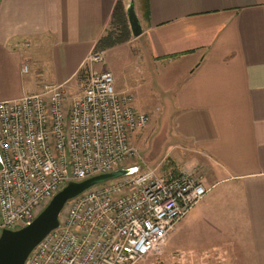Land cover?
I'll use <instances>...</instances> for the list:
<instances>
[{
	"label": "crops",
	"instance_id": "1",
	"mask_svg": "<svg viewBox=\"0 0 264 264\" xmlns=\"http://www.w3.org/2000/svg\"><path fill=\"white\" fill-rule=\"evenodd\" d=\"M120 1L125 11L133 2L141 34L105 50L101 68L138 111L163 108L171 159L198 167L207 189L149 255L166 264H264V0ZM116 2L0 0V100L47 84L73 94L79 72L98 66L87 57Z\"/></svg>",
	"mask_w": 264,
	"mask_h": 264
},
{
	"label": "built area",
	"instance_id": "2",
	"mask_svg": "<svg viewBox=\"0 0 264 264\" xmlns=\"http://www.w3.org/2000/svg\"><path fill=\"white\" fill-rule=\"evenodd\" d=\"M103 56L91 51L87 63ZM113 82L110 71L89 69L78 94L47 84L0 100V233L30 223L68 181L136 167L67 200L59 226L23 264H140L206 193L193 172L162 177L131 165L138 157L132 135L149 117Z\"/></svg>",
	"mask_w": 264,
	"mask_h": 264
},
{
	"label": "water",
	"instance_id": "3",
	"mask_svg": "<svg viewBox=\"0 0 264 264\" xmlns=\"http://www.w3.org/2000/svg\"><path fill=\"white\" fill-rule=\"evenodd\" d=\"M126 13L132 36L140 35L141 26L133 9V2H130ZM135 169L136 167L120 168L108 173L92 175L79 181H68L51 197L30 223L14 230L2 229L0 233V264H23L32 248L48 232L59 226V215L67 200L91 186L126 175Z\"/></svg>",
	"mask_w": 264,
	"mask_h": 264
},
{
	"label": "rangeland",
	"instance_id": "4",
	"mask_svg": "<svg viewBox=\"0 0 264 264\" xmlns=\"http://www.w3.org/2000/svg\"><path fill=\"white\" fill-rule=\"evenodd\" d=\"M138 7L142 8L141 12L143 13L144 7L142 6V4L141 6L139 5ZM113 59H114V55L112 57V53H110V55L108 56V61H113ZM97 65L98 66L92 68V70H105L104 68H101L100 63ZM121 66L123 73H121V71L118 69L119 73L121 74L120 81H123L124 84L123 83L122 84L124 86H127V84H129L128 81L131 75L128 69H125L124 64L120 65V67ZM112 75L113 78H115L113 73ZM86 77L82 79L78 77L75 86L71 89L74 95L81 92ZM113 83L115 85V79ZM69 93L71 94L70 90ZM140 112L147 114L149 120L143 129L134 132V135L132 136V142L136 148L137 151L136 153L138 154V157L137 159L130 161V163H134L131 165H137L139 168L143 167L144 165H147L155 169L157 174L162 177H168V175L170 174H178L181 171H185L186 169L179 168L180 165H176L175 164L176 162H174L171 159V132L169 130L170 124L168 122L165 123L162 120L163 108L154 107V108H150L149 110H143ZM151 126H153L152 130L147 132V130ZM139 136L140 137L142 136V138L139 139ZM184 155L188 156L186 153H184L182 156L184 157ZM194 168L196 170L191 172L198 173L199 168L198 167H194ZM169 234H171V232ZM169 243L171 244V241H169ZM160 246L162 247V249L165 248L164 245L160 244ZM157 249L158 248H155L152 251V253ZM152 259L154 264H166V259L164 258V256L163 258H152L150 255L147 258H145L141 264H143L144 262H147L149 264V262L150 263L152 262Z\"/></svg>",
	"mask_w": 264,
	"mask_h": 264
},
{
	"label": "trees",
	"instance_id": "5",
	"mask_svg": "<svg viewBox=\"0 0 264 264\" xmlns=\"http://www.w3.org/2000/svg\"><path fill=\"white\" fill-rule=\"evenodd\" d=\"M142 1L144 3L145 0ZM131 37L132 34L127 21L126 11L122 2L120 0H117L113 7L109 23L104 33L94 43L92 51L104 52L105 50L117 44L128 41ZM88 71V68L80 71L79 78H85L88 75Z\"/></svg>",
	"mask_w": 264,
	"mask_h": 264
}]
</instances>
